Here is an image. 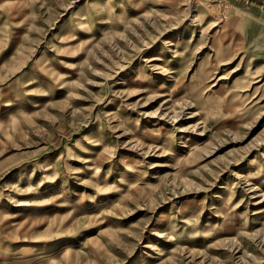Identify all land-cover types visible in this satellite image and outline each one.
Instances as JSON below:
<instances>
[{
    "label": "rangeland",
    "instance_id": "obj_1",
    "mask_svg": "<svg viewBox=\"0 0 264 264\" xmlns=\"http://www.w3.org/2000/svg\"><path fill=\"white\" fill-rule=\"evenodd\" d=\"M0 264H264V7L0 0Z\"/></svg>",
    "mask_w": 264,
    "mask_h": 264
},
{
    "label": "crops",
    "instance_id": "obj_2",
    "mask_svg": "<svg viewBox=\"0 0 264 264\" xmlns=\"http://www.w3.org/2000/svg\"><path fill=\"white\" fill-rule=\"evenodd\" d=\"M251 1L257 3V5H259V6L264 7V0H251Z\"/></svg>",
    "mask_w": 264,
    "mask_h": 264
}]
</instances>
